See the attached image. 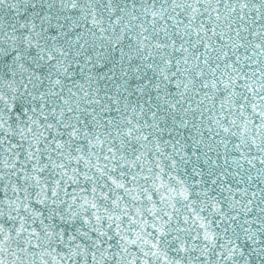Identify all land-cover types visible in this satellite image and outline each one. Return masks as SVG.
<instances>
[{"label": "snow or ice", "instance_id": "1", "mask_svg": "<svg viewBox=\"0 0 264 264\" xmlns=\"http://www.w3.org/2000/svg\"><path fill=\"white\" fill-rule=\"evenodd\" d=\"M0 264H264V0H0Z\"/></svg>", "mask_w": 264, "mask_h": 264}]
</instances>
